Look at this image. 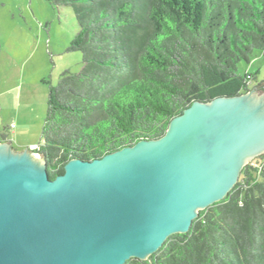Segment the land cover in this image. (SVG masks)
Segmentation results:
<instances>
[{
  "label": "trees",
  "instance_id": "16d2710c",
  "mask_svg": "<svg viewBox=\"0 0 264 264\" xmlns=\"http://www.w3.org/2000/svg\"><path fill=\"white\" fill-rule=\"evenodd\" d=\"M46 1L72 7L78 30L67 51L83 55L79 72L66 69L56 84L42 78L49 98L34 150L51 178L74 157L161 137L195 100L249 90L254 75L239 63L256 49L264 55V0ZM125 264H264V153L189 231Z\"/></svg>",
  "mask_w": 264,
  "mask_h": 264
},
{
  "label": "water",
  "instance_id": "95a60500",
  "mask_svg": "<svg viewBox=\"0 0 264 264\" xmlns=\"http://www.w3.org/2000/svg\"><path fill=\"white\" fill-rule=\"evenodd\" d=\"M264 153V91L195 100L164 135L51 178L34 147L0 141V264L147 259L225 198Z\"/></svg>",
  "mask_w": 264,
  "mask_h": 264
},
{
  "label": "rangeland",
  "instance_id": "374dc122",
  "mask_svg": "<svg viewBox=\"0 0 264 264\" xmlns=\"http://www.w3.org/2000/svg\"><path fill=\"white\" fill-rule=\"evenodd\" d=\"M0 19L1 28L8 21L21 27L30 45L19 61L0 55V137L18 126L26 131L23 137L40 142L39 124L44 122L49 98V84L41 78L56 84L66 69L82 68V52L67 51L78 30L77 20L71 6L56 7L46 0H0ZM239 72L254 75L250 89L258 86L264 79L263 51L256 49L250 62L242 60Z\"/></svg>",
  "mask_w": 264,
  "mask_h": 264
},
{
  "label": "crops",
  "instance_id": "0c3cea01",
  "mask_svg": "<svg viewBox=\"0 0 264 264\" xmlns=\"http://www.w3.org/2000/svg\"><path fill=\"white\" fill-rule=\"evenodd\" d=\"M1 21V19H0ZM1 23V22H0ZM0 41L2 44V50L1 54H6L9 57V61L15 62L21 60L24 57V52L29 51L30 45L27 42V38L24 34V31L19 28L15 23H6L4 28L0 27ZM2 56V55H1ZM42 80V78H41ZM37 122V120H36ZM40 127L42 129L43 123L41 122ZM32 129V127H31ZM26 131H20L17 127H14L13 129H10L9 132L5 133L7 135V138L0 137V141L2 139H6L9 141H12L13 146L16 149L22 150L26 147H33L37 145L39 142H36L35 139L30 137L29 139L27 137H23V134H25Z\"/></svg>",
  "mask_w": 264,
  "mask_h": 264
},
{
  "label": "built area",
  "instance_id": "2783aa9c",
  "mask_svg": "<svg viewBox=\"0 0 264 264\" xmlns=\"http://www.w3.org/2000/svg\"><path fill=\"white\" fill-rule=\"evenodd\" d=\"M249 82V81H248ZM37 145H35V146H33L34 148L36 147ZM254 165H256L255 163H254Z\"/></svg>",
  "mask_w": 264,
  "mask_h": 264
}]
</instances>
